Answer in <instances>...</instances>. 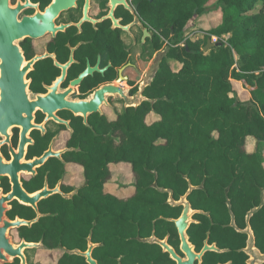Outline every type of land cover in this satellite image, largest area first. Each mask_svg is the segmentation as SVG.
<instances>
[{
	"label": "flooded vegetation",
	"instance_id": "obj_1",
	"mask_svg": "<svg viewBox=\"0 0 264 264\" xmlns=\"http://www.w3.org/2000/svg\"><path fill=\"white\" fill-rule=\"evenodd\" d=\"M193 18L172 42L166 0H0V264H264V187L126 126Z\"/></svg>",
	"mask_w": 264,
	"mask_h": 264
},
{
	"label": "trees",
	"instance_id": "obj_2",
	"mask_svg": "<svg viewBox=\"0 0 264 264\" xmlns=\"http://www.w3.org/2000/svg\"><path fill=\"white\" fill-rule=\"evenodd\" d=\"M211 1L166 0L165 36L169 38L172 25L178 29L172 42L184 43L186 24L204 13ZM214 6L222 12L221 22L205 35L187 40L188 50L184 44L171 48L168 57L178 60L179 66L166 65L164 73H157L152 81L154 102L146 106L157 111V119L146 126L143 114L136 111L133 122L126 126L132 125L133 138L201 142L181 144L182 148L199 149L182 154L220 161L221 172L227 176L224 185L243 189L238 196L248 202L255 190L264 187V166L257 152L258 144L264 142V0H215ZM152 25L158 27L157 16ZM211 36L218 41L204 51ZM233 81L250 87L249 100L235 98ZM177 147L176 143L149 145L140 147L147 152L135 151L134 155L168 156L178 153L170 150ZM157 148L166 150L158 152Z\"/></svg>",
	"mask_w": 264,
	"mask_h": 264
},
{
	"label": "rangeland",
	"instance_id": "obj_3",
	"mask_svg": "<svg viewBox=\"0 0 264 264\" xmlns=\"http://www.w3.org/2000/svg\"><path fill=\"white\" fill-rule=\"evenodd\" d=\"M215 0H212L210 4L207 6V10L200 14L196 15L193 20L191 21L190 27L192 30L194 29H199L200 32H206L208 29L215 27L221 22L222 19V12L221 11H216L215 10ZM199 32V34H201ZM223 38H227V35H224ZM211 42L216 43L218 41V38L216 36H211ZM208 50L207 52H209ZM233 88H234V95L235 98L245 102L250 99L251 93H250V87L245 86L242 84L240 81H233ZM264 143V142H262ZM253 145V143H251ZM257 143L254 144V146ZM259 147V145H258ZM262 151L260 152L261 155H259V158L262 162V159L264 158V145L260 146ZM259 149V148H258ZM258 152V151H257ZM263 164V163H262Z\"/></svg>",
	"mask_w": 264,
	"mask_h": 264
},
{
	"label": "water",
	"instance_id": "obj_4",
	"mask_svg": "<svg viewBox=\"0 0 264 264\" xmlns=\"http://www.w3.org/2000/svg\"><path fill=\"white\" fill-rule=\"evenodd\" d=\"M215 43H213V42H211V39L210 38H208L207 39V42H206V44L203 46V50L204 51H206L207 49H209V48H211L213 45H214ZM153 74V73H152ZM148 80V79H147ZM146 82V81H145ZM146 83H148V81L146 82ZM145 84V83H144ZM144 84H143V86H144ZM142 86V87H143ZM139 94V92L136 94V95H138ZM139 100V99H138ZM150 102L152 103V102H154V99H150ZM136 103H137V100H136ZM190 191V189L188 190V192ZM262 205H264V200L262 199V201H261V203H260V205L259 206H262Z\"/></svg>",
	"mask_w": 264,
	"mask_h": 264
},
{
	"label": "crops",
	"instance_id": "obj_5",
	"mask_svg": "<svg viewBox=\"0 0 264 264\" xmlns=\"http://www.w3.org/2000/svg\"><path fill=\"white\" fill-rule=\"evenodd\" d=\"M258 145H259V147H258L259 149L257 150V151H258V155H261L260 152L262 151V149H261L260 146H263L264 143L261 142V143H259ZM262 163H263V166H264V158L262 159Z\"/></svg>",
	"mask_w": 264,
	"mask_h": 264
}]
</instances>
